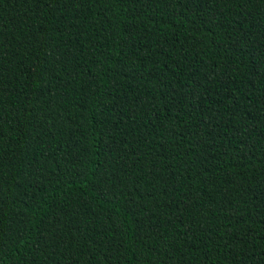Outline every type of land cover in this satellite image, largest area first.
Returning <instances> with one entry per match:
<instances>
[{
  "label": "trees",
  "instance_id": "1",
  "mask_svg": "<svg viewBox=\"0 0 264 264\" xmlns=\"http://www.w3.org/2000/svg\"><path fill=\"white\" fill-rule=\"evenodd\" d=\"M0 264H264V0H0Z\"/></svg>",
  "mask_w": 264,
  "mask_h": 264
}]
</instances>
